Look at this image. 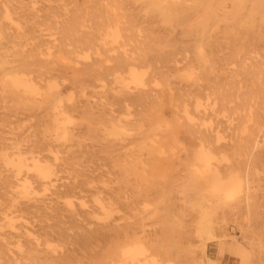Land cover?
<instances>
[{
	"label": "rangeland",
	"instance_id": "1",
	"mask_svg": "<svg viewBox=\"0 0 264 264\" xmlns=\"http://www.w3.org/2000/svg\"><path fill=\"white\" fill-rule=\"evenodd\" d=\"M185 3L188 7L171 16L141 0H0L4 232L9 231L4 222L8 198L22 196L8 185L12 178L6 177L5 163L21 154L27 163L34 158L54 166L58 180L39 186L31 197L43 206L62 207L58 220L67 233L93 228L103 218L95 211L72 219L68 203L73 210H89L96 205L94 197L107 205L105 198L115 194L125 197L124 207L117 205L111 213L112 224L142 223L146 240L169 249L170 257H157V264H192L188 249L196 251L201 264H238L236 257L218 252L216 241L195 234L202 213L217 223L215 238L224 233L249 251L251 264H264V137L253 147L250 138L241 136L264 120V0H212L208 8ZM114 28L120 35L116 40L109 35ZM130 68L137 79L130 77ZM14 78L28 82L30 89L15 88ZM138 89L156 98L118 100L123 91ZM211 101L217 103L216 112L204 114ZM195 103L201 104L198 110ZM184 107L200 127H217L223 144L241 140L245 145L215 151L214 166L225 179L249 173L250 197L196 193L192 177L201 167L195 151L182 149L181 138L167 136L173 143L163 151L140 149L141 135L159 134L157 127L163 131L176 119L185 120ZM61 111L70 118L64 138L61 131L55 133L53 122L63 118ZM73 184L75 191L65 190ZM42 211L16 212V232L22 233V225L51 223L39 216ZM46 232L48 228L37 233L39 241L52 239L47 249L63 252L66 244ZM2 238L22 240L9 234ZM75 246L68 245L80 264L87 253ZM9 247L16 253L15 245ZM31 252L37 263H46L43 252ZM33 259L20 262L32 264Z\"/></svg>",
	"mask_w": 264,
	"mask_h": 264
},
{
	"label": "bare ground",
	"instance_id": "2",
	"mask_svg": "<svg viewBox=\"0 0 264 264\" xmlns=\"http://www.w3.org/2000/svg\"><path fill=\"white\" fill-rule=\"evenodd\" d=\"M189 1L193 4L191 7L200 6L208 8L212 4V0H141L143 4L147 6L150 5L151 8L158 9L160 12H163L165 9L171 16H174V12L180 9L181 6L188 7V4L185 2ZM7 18L10 19L9 16H7ZM109 35L112 40H116L120 37L119 31L116 28L112 29ZM50 49L51 47L48 48L49 55H51ZM122 57L124 64L128 66L132 65L128 57H125V55ZM128 72L132 79L138 78L135 69L130 68ZM12 84L15 88L21 87L24 90L30 89L28 82L18 78L12 79ZM207 87L206 90L210 88L209 86ZM56 94L59 95L60 93L58 92ZM207 96L209 97L208 93H206V97ZM151 97L152 96L145 90L138 89L134 92L123 91L118 100L122 102L131 100L142 103L148 101ZM152 98H156V96ZM200 106L201 104L195 103V110H198ZM208 107L207 110L209 111L205 109L204 114H207V112L213 114L216 112L217 103L211 101ZM57 110L58 108H56V111ZM182 112L185 120L180 121L178 118L173 126L165 128L163 131L161 127H157L159 134L153 132L152 134L148 133L141 135L143 141L140 143V149L163 151V146L169 141L173 143L172 139L181 138L182 149L195 151L194 158L201 167L200 171H196L192 177V186L196 193H205L202 197H250L248 189H250L249 185L253 182V179L248 176L249 173L245 175V178L229 175V177L225 179L223 178L222 172L214 166V160H216L214 157L215 151L228 147L242 148V146L245 145L242 144L241 140L237 143L233 142L234 144L231 145L223 144L221 142V131L217 127H200L199 125L201 123H197L198 120L190 114L187 107H184ZM58 115L63 116V118L61 120L57 117L53 118L54 131L57 135L58 131H61L59 135L64 138L66 137L64 125L70 122V118L62 111L59 112ZM165 125H167V123H165ZM232 130L235 131V128L233 127ZM241 131V133L244 134L247 132V128L244 126ZM261 132H263L262 135H259ZM139 133L142 134V132ZM167 136H171L172 139H169ZM241 136L242 138L244 136H247L248 139L250 138L252 146L257 147L259 144L258 138L260 136L264 137V120H262L258 126H255V129L251 130V132ZM26 159L27 158L23 155L17 154L13 160L5 163L4 170L8 173L6 177L9 176L12 178L8 185L13 188V194L15 196H22L8 198L10 209L5 215L4 222L6 221L5 224L8 226L9 231L8 233L4 232V230H2L4 225H0V264H21L20 260L22 258L27 259V257H29V260L34 258L31 261L32 264H39L35 260L36 256L33 255L34 253L31 251L43 252V261L46 262L45 264H78L76 261L77 253H74V249L69 248L68 245H77L75 247L87 253L86 256L84 255L86 260L80 264H148L149 261L157 264V257H170L168 248L163 249L157 242L146 240L143 235L144 230L142 223L137 225H132L133 223L127 225L112 224L115 218L111 213L116 212V210L118 211L117 205H120L122 208L124 207L123 197L125 196L117 197L115 194L111 195L110 198H105L108 199L107 205L101 202L102 197H94L96 205L94 204L89 210L82 207H79L78 210H73L70 208L71 204L68 203L66 206L69 208V211L67 212L72 219L78 214L83 213L88 215L95 211H101L103 218H101V221L95 222V227L93 228L86 227L80 232L67 233L66 231L68 229L61 226L60 223H62V221L58 220V215L61 213L59 209L63 208L54 205L43 206L42 204H37L35 203L38 201L37 198L31 197L39 186L45 187L54 185L58 180L54 166L41 163L34 158H31V163H27ZM75 189L76 185L73 184L68 186L65 190L69 192L75 191ZM17 198L24 200L19 201L16 200ZM31 208L43 210L38 213L39 216H44L46 219L52 220V222H45V224L35 223L27 226L22 225L24 230L21 234H18L16 232L17 228L14 220L17 218L15 213ZM12 214L13 216H10ZM135 223L136 222H134V224ZM216 225L217 223L214 224L210 216L206 215V213H202L198 220L195 234L198 236H207L213 241H216L218 252L220 254L227 253V256L236 257L238 264H251L249 251L240 246L236 240L228 241V239L225 238V234H222V232L215 238L213 230H216ZM44 228H48L49 230V232L45 233V236L55 235L53 240H58L66 244L63 246V248L66 247L63 252L61 250L47 249L50 247L49 241L52 239H45L42 242L39 241L36 235ZM5 234L12 235V237H21L22 240L18 239L12 241L13 243L11 241H5L2 238ZM222 236L223 239H220ZM10 244L15 245L16 253L11 251L9 247ZM42 245L45 246L44 251L40 249ZM187 252L188 259L192 264H201V260H197L198 254L195 250L188 249Z\"/></svg>",
	"mask_w": 264,
	"mask_h": 264
}]
</instances>
